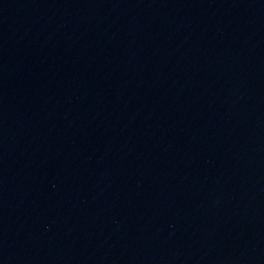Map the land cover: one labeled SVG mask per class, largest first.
<instances>
[{
    "label": "water",
    "instance_id": "1",
    "mask_svg": "<svg viewBox=\"0 0 264 264\" xmlns=\"http://www.w3.org/2000/svg\"><path fill=\"white\" fill-rule=\"evenodd\" d=\"M0 264H264V0H0Z\"/></svg>",
    "mask_w": 264,
    "mask_h": 264
}]
</instances>
